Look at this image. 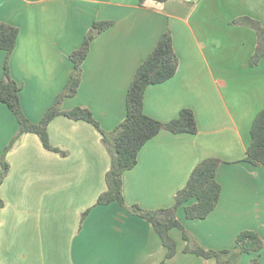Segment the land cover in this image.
Here are the masks:
<instances>
[{"label":"crops","instance_id":"crops-1","mask_svg":"<svg viewBox=\"0 0 264 264\" xmlns=\"http://www.w3.org/2000/svg\"><path fill=\"white\" fill-rule=\"evenodd\" d=\"M244 17L264 28V0H0V21L18 28L8 67L32 122L63 90L73 69L69 54L91 23L111 21L90 44L76 94L60 107H85L103 130H112L125 117L138 65L169 30L178 68L145 89L143 111L167 122L190 108L197 132L162 130L147 140L122 174L123 199L145 210L169 207L198 162L219 158L214 209L188 219L180 206L177 218L200 246L227 250L232 264H249L252 257L264 264V166L243 160L252 121L264 108V57L249 64L256 33L234 23ZM5 58L0 49V79ZM47 131L64 155L44 148L34 133L11 144L18 123L0 102V174L1 162L8 164L0 181V264H216L182 252L179 229L170 231L177 253L164 260L148 220L117 201L96 204L110 155L92 124L59 115ZM247 229L263 242L252 254L235 247L237 234Z\"/></svg>","mask_w":264,"mask_h":264},{"label":"trees","instance_id":"trees-1","mask_svg":"<svg viewBox=\"0 0 264 264\" xmlns=\"http://www.w3.org/2000/svg\"><path fill=\"white\" fill-rule=\"evenodd\" d=\"M146 1L137 0L139 5H144ZM152 1L164 2L166 0ZM234 23L249 26L255 31L256 45L249 58V64L257 65L264 57V28L257 20L250 17H244ZM111 25V21H93L91 23L80 45L69 54L73 69L63 90L57 94L54 103L44 111L40 120L32 122L24 114L20 103L21 86L11 78L8 67V60L18 36V28L0 21V49L6 52L3 76L0 79V102L8 107L18 123V132L13 137L11 144L21 134L34 133L38 135L44 148L64 155V151L53 147L49 142L47 131L49 122L59 115L89 122L101 134V140L110 155V167L105 173L106 189L99 194L96 204L117 201L131 213L148 220L165 249L164 260L177 253V243L170 235V231L179 229L182 239L185 241L182 252L195 254L206 260L213 259L216 264H232L226 257L227 250L206 249L195 242L176 215L180 206L183 207L188 219L205 218L214 209L221 190L220 184L215 178L216 169L221 159L207 157L198 162L185 185L174 194V202L169 207L145 210L137 205H127L122 196V174L134 167L138 151L147 140L162 130L189 134L197 132L195 115L190 108H182L176 118L167 122L150 117L143 111L145 89L149 85L158 84L171 78L178 68L179 61L172 45V36L169 30L160 35L152 51L138 65L126 93L125 117L112 130H103L90 110L85 107L76 106L69 110L61 109V101L65 97L74 96L77 92L81 81L82 63L88 55L91 42L100 32ZM243 160L253 165L264 166V108L256 113L252 121L250 142ZM1 167L0 181L7 173L8 164L2 161ZM192 199L193 201L189 203ZM1 205L2 201L0 200ZM85 214L86 212L83 213V216ZM262 246V239L253 230H242L235 238V247L241 253L252 254L259 251ZM257 263L256 257L249 260V264Z\"/></svg>","mask_w":264,"mask_h":264},{"label":"built area","instance_id":"built-area-1","mask_svg":"<svg viewBox=\"0 0 264 264\" xmlns=\"http://www.w3.org/2000/svg\"><path fill=\"white\" fill-rule=\"evenodd\" d=\"M186 1H189V0H186Z\"/></svg>","mask_w":264,"mask_h":264}]
</instances>
